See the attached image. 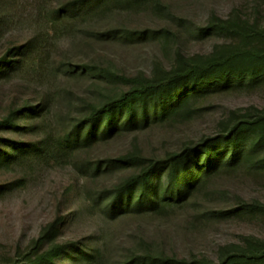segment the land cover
Listing matches in <instances>:
<instances>
[{
  "label": "rangeland",
  "instance_id": "rangeland-1",
  "mask_svg": "<svg viewBox=\"0 0 264 264\" xmlns=\"http://www.w3.org/2000/svg\"><path fill=\"white\" fill-rule=\"evenodd\" d=\"M74 1L0 0V59L14 51L18 60L16 69L0 76V120L30 105L41 107L30 133L0 130V137L44 148L0 166V264L34 251L43 230L63 216L71 222L57 243L97 249L93 260L80 264H122L134 254L219 262L248 246V237L264 240V211L249 207L264 203L263 157L252 152L240 166L211 173L184 201L118 216L96 205L139 171L122 157L166 158L223 133L255 109L264 111V78L192 97L175 116L151 118L86 147L69 150L59 143L91 104L131 88L106 69L154 77L185 61H202L240 43L208 30L212 22L264 25V0H103L93 8Z\"/></svg>",
  "mask_w": 264,
  "mask_h": 264
},
{
  "label": "trees",
  "instance_id": "trees-1",
  "mask_svg": "<svg viewBox=\"0 0 264 264\" xmlns=\"http://www.w3.org/2000/svg\"><path fill=\"white\" fill-rule=\"evenodd\" d=\"M101 1L75 0L73 4L93 8ZM208 30L229 33L240 43L202 61H185L154 77H128L106 69L109 75L131 83V88L101 105L91 104L84 119L60 138V146L69 150L86 147L99 138L112 137L120 129L142 126L151 118L158 121L175 116L189 107L192 97L215 89H236L246 81L255 83L264 78V25L218 19ZM15 53L12 51L0 59V76L16 69ZM40 108L30 105L25 110L12 112L0 120V130L21 135L30 133L34 126L32 119L40 115ZM43 150L41 144L0 137V166ZM251 152L263 157L258 164L264 165V111L261 109L230 122L223 133L187 145L166 158L153 159L138 154L122 157L123 162L139 165V171L101 195L96 205L118 216L156 210L168 201H184L211 173L223 167L240 166ZM95 168L101 171L102 165ZM249 207L264 211V203ZM75 215L72 213L70 220L73 221ZM69 222L66 216L58 219L43 230L34 251L8 264H59L61 259H72L64 264H80L83 260H93L97 255L93 247L78 242L57 243V237ZM248 241V246L229 251L219 262L206 258L188 260L134 254L122 264H264V240L248 237ZM47 243L51 245L43 250Z\"/></svg>",
  "mask_w": 264,
  "mask_h": 264
}]
</instances>
